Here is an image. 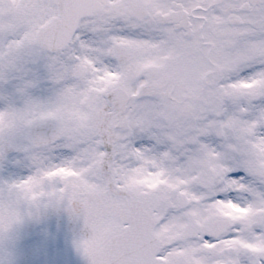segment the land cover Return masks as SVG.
<instances>
[{"label":"snow or ice","instance_id":"obj_1","mask_svg":"<svg viewBox=\"0 0 264 264\" xmlns=\"http://www.w3.org/2000/svg\"><path fill=\"white\" fill-rule=\"evenodd\" d=\"M227 204L249 215L182 230ZM60 210L84 264H264V0H0V242Z\"/></svg>","mask_w":264,"mask_h":264},{"label":"rangeland","instance_id":"obj_2","mask_svg":"<svg viewBox=\"0 0 264 264\" xmlns=\"http://www.w3.org/2000/svg\"><path fill=\"white\" fill-rule=\"evenodd\" d=\"M75 115L76 113H74L72 116L74 117ZM75 119L77 121L81 120L78 116ZM211 159L214 160L216 159V157L213 156L211 157ZM209 166L211 167L212 172L215 173L216 167L211 163H209ZM9 171H12V169H9ZM26 173V169L21 170V174ZM178 174L179 173H177L176 175L178 176ZM76 175L77 174L75 172L71 171L68 168H60L55 172L49 173L46 178L50 179L52 177H61L67 179ZM147 179L149 180L147 181V187L149 191L153 190V183L157 180L161 182L158 185V189L161 187H167L170 191H172V186H170V183L164 179H161L160 176H149ZM54 212H59L60 214L50 213L42 217L38 222H26L18 229V233L16 234L18 238L14 237L9 242H0V260L6 259L7 254L9 252H12L14 253L15 257V264H48L49 261L47 259H43L46 254L49 255V260L54 262L53 264H76V260L79 257V254H77V252L75 251L73 241L79 238L81 234H71L65 231V229L57 228L54 229L53 232L51 229V235H46L43 228H38L42 223L45 222L53 223L56 226L57 224L68 226L64 224L66 218L68 219V217H70L68 213L63 210ZM60 215L63 216L62 224L60 221ZM49 232L50 231H47L46 233ZM57 242L58 244H56ZM49 253L52 254V258L50 257Z\"/></svg>","mask_w":264,"mask_h":264},{"label":"flooded vegetation","instance_id":"obj_3","mask_svg":"<svg viewBox=\"0 0 264 264\" xmlns=\"http://www.w3.org/2000/svg\"><path fill=\"white\" fill-rule=\"evenodd\" d=\"M124 47H130L128 44H123ZM141 54H144L142 51ZM170 59V57H159L157 59L153 60H147L143 64L140 65L141 70H147L148 67H156L157 69L162 68L164 61ZM87 63V62H85ZM88 67L91 68V64L88 63ZM212 72L209 70L208 73H206V76H211ZM120 79L119 76L112 74V73H106L104 76L99 77L96 81V84L98 87L94 88V91H98V89L102 88L101 86L103 84H116V82ZM252 87L255 86V84H251ZM244 85H241L240 87L242 88ZM87 101H89V96L86 97ZM143 185L144 183L141 182ZM179 188L183 186L184 184H178ZM177 191V190H176ZM191 191L196 192V189H194V186L191 185ZM180 195L182 197H185L186 201L189 204H192L195 202L196 198L188 195L187 193L181 192ZM196 203V202H195ZM196 204H199L196 203ZM244 210L243 208H238L236 206H233L231 204L227 205H217L214 209V212H209V213H202L200 209L198 208H193L190 213V223L182 225L181 228L183 231L188 232L190 235L195 234V230L203 227L204 224H207L210 222L211 216H221L225 217L227 219H238V218H243L244 217ZM80 225L77 226L76 230H78Z\"/></svg>","mask_w":264,"mask_h":264},{"label":"water","instance_id":"obj_4","mask_svg":"<svg viewBox=\"0 0 264 264\" xmlns=\"http://www.w3.org/2000/svg\"><path fill=\"white\" fill-rule=\"evenodd\" d=\"M79 264H84V260H83V258L81 257L80 258V260H79V262H78Z\"/></svg>","mask_w":264,"mask_h":264}]
</instances>
